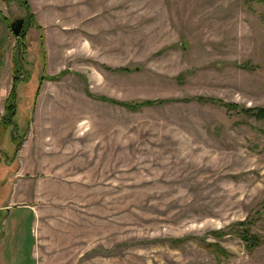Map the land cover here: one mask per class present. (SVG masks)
<instances>
[{"label": "rangeland", "instance_id": "obj_1", "mask_svg": "<svg viewBox=\"0 0 264 264\" xmlns=\"http://www.w3.org/2000/svg\"><path fill=\"white\" fill-rule=\"evenodd\" d=\"M16 75L0 264H264V120L208 100L264 108V0H0V121Z\"/></svg>", "mask_w": 264, "mask_h": 264}, {"label": "trees", "instance_id": "obj_2", "mask_svg": "<svg viewBox=\"0 0 264 264\" xmlns=\"http://www.w3.org/2000/svg\"><path fill=\"white\" fill-rule=\"evenodd\" d=\"M25 6L28 8L27 1H25ZM31 17H33V14H31ZM22 35H24V33ZM41 41H43V39ZM41 45H42V43H41ZM25 46H26V44L24 41L23 42L19 41L18 47L21 49V51H23ZM17 59H18V57L17 58L15 57V63L17 62ZM120 70L128 71L129 68L125 67V68H122ZM45 77L46 76H42L40 81L35 80V79L28 81L27 78L19 79L20 78L19 76H17V75L15 76L13 87H12L10 94L7 97V100L5 103L6 113L0 121V124H2V123L5 124V128L7 130L11 129L12 141H13V132L15 131L17 136H19V133H18L19 132V126H21V124L19 123V119H20L19 117L21 115V112L19 114L18 103H17L18 91L23 92L24 95H22V97H24V98L25 97L33 98L35 95V91L38 92L39 86ZM56 77H58V76H56ZM34 81H38L37 87H36V84L34 83ZM19 82H26V83H24L23 85L18 87ZM30 85H32V87L29 88L28 86H30ZM101 99H103L105 101H109V102L119 103V104H121V105H123L129 109H138V108L142 107L143 105H156V104H163L166 102V100H163V99H161V100H146V101H118V100H115V99L107 97V96H101ZM199 99H201L203 101L206 100V98H203V97H199ZM208 100L213 102V103H216V104L223 106L227 110V112H229V113H233V112L238 111V112H242L244 115H251V116L257 117L258 119L264 120V108H261V107H245L244 105H241L239 103L228 102V101H225L223 99L215 98V97L210 98ZM26 130H27V126H26ZM18 148L19 147L15 148L14 150L16 151V149L18 150ZM2 167L3 168H1V169H5V166H2ZM4 201L5 200L1 201L0 207L6 206V205H3ZM242 237L246 241L247 245L250 248L257 246L262 241L260 236L252 234L248 230H243ZM215 246L218 249V251L224 253L225 250H223V248H221L220 245L215 244Z\"/></svg>", "mask_w": 264, "mask_h": 264}, {"label": "water", "instance_id": "obj_3", "mask_svg": "<svg viewBox=\"0 0 264 264\" xmlns=\"http://www.w3.org/2000/svg\"><path fill=\"white\" fill-rule=\"evenodd\" d=\"M24 22V18H19L10 24V27L15 35H20L24 26Z\"/></svg>", "mask_w": 264, "mask_h": 264}, {"label": "crops", "instance_id": "obj_4", "mask_svg": "<svg viewBox=\"0 0 264 264\" xmlns=\"http://www.w3.org/2000/svg\"><path fill=\"white\" fill-rule=\"evenodd\" d=\"M7 206H8V205H6L5 208H6ZM2 209H3V208H1V210H2Z\"/></svg>", "mask_w": 264, "mask_h": 264}, {"label": "flooded vegetation", "instance_id": "obj_5", "mask_svg": "<svg viewBox=\"0 0 264 264\" xmlns=\"http://www.w3.org/2000/svg\"><path fill=\"white\" fill-rule=\"evenodd\" d=\"M24 25H25V22H24ZM24 27V26H23Z\"/></svg>", "mask_w": 264, "mask_h": 264}]
</instances>
